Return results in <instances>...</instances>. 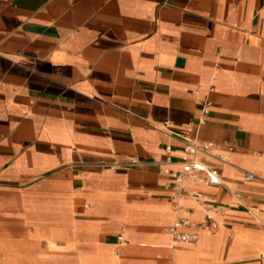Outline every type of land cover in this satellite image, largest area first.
<instances>
[{
  "label": "crops",
  "instance_id": "crops-1",
  "mask_svg": "<svg viewBox=\"0 0 264 264\" xmlns=\"http://www.w3.org/2000/svg\"><path fill=\"white\" fill-rule=\"evenodd\" d=\"M165 120L212 143L200 159L221 174L188 182L225 210L184 248L159 171L182 141ZM244 169L264 177V0H0V232L40 260L264 264V212L247 209L264 179Z\"/></svg>",
  "mask_w": 264,
  "mask_h": 264
},
{
  "label": "built area",
  "instance_id": "built-area-1",
  "mask_svg": "<svg viewBox=\"0 0 264 264\" xmlns=\"http://www.w3.org/2000/svg\"><path fill=\"white\" fill-rule=\"evenodd\" d=\"M171 126L172 121L165 120L158 130L167 138H179L182 141L181 152L178 159L174 160L172 146L165 144L166 157L161 163L159 171L170 178L169 186L173 197L171 208L174 213V220L168 230L171 235V247L175 248L194 243L198 239L200 231L215 232L217 230V216L224 212L225 207L203 190L188 185V182L207 185L222 184L220 171L200 159L201 154H214L213 144L200 141L191 135V129L181 134L173 130ZM228 149L231 150L232 146H229ZM217 157L222 161H227L224 154H218ZM112 167L115 168L116 165H112ZM242 177L247 181L255 178L264 179L258 173L246 169L242 171ZM233 195L237 199V204L242 202L240 193L234 192ZM188 198L199 204L202 211L199 220L191 218L189 209L182 204V200ZM247 209L252 214L262 213L264 212V204L252 205ZM124 242V236L120 234L119 243L123 244Z\"/></svg>",
  "mask_w": 264,
  "mask_h": 264
},
{
  "label": "rangeland",
  "instance_id": "rangeland-1",
  "mask_svg": "<svg viewBox=\"0 0 264 264\" xmlns=\"http://www.w3.org/2000/svg\"><path fill=\"white\" fill-rule=\"evenodd\" d=\"M0 235V264H52L40 260L42 257L41 244L29 243L24 239H15L10 236V231L3 229ZM18 240V243L15 241ZM191 244L185 245L188 247ZM183 247V248H184ZM118 248V247H117ZM176 251V250H174ZM178 252H185L184 250ZM175 264H199L193 258L188 256L182 262Z\"/></svg>",
  "mask_w": 264,
  "mask_h": 264
},
{
  "label": "bare ground",
  "instance_id": "bare-ground-1",
  "mask_svg": "<svg viewBox=\"0 0 264 264\" xmlns=\"http://www.w3.org/2000/svg\"><path fill=\"white\" fill-rule=\"evenodd\" d=\"M190 255H192V254H185L184 252L172 251L173 264H175L176 262H182L185 258H187Z\"/></svg>",
  "mask_w": 264,
  "mask_h": 264
}]
</instances>
